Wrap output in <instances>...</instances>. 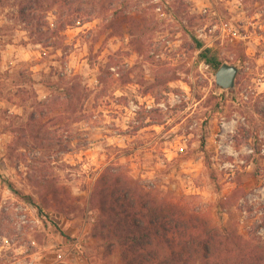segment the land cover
<instances>
[{
	"label": "rangeland",
	"instance_id": "374dc122",
	"mask_svg": "<svg viewBox=\"0 0 264 264\" xmlns=\"http://www.w3.org/2000/svg\"><path fill=\"white\" fill-rule=\"evenodd\" d=\"M108 168L264 256V0H0V264H121Z\"/></svg>",
	"mask_w": 264,
	"mask_h": 264
},
{
	"label": "trees",
	"instance_id": "16d2710c",
	"mask_svg": "<svg viewBox=\"0 0 264 264\" xmlns=\"http://www.w3.org/2000/svg\"><path fill=\"white\" fill-rule=\"evenodd\" d=\"M27 15L23 12L29 23ZM67 28L48 27L51 33ZM206 63L218 70L222 66L210 59ZM92 206L98 211L93 237L103 241L106 256L118 250L121 264H233L228 262L232 253L236 264H264L263 255L234 249L235 236L221 232L199 210L147 190L113 168L98 179Z\"/></svg>",
	"mask_w": 264,
	"mask_h": 264
},
{
	"label": "water",
	"instance_id": "95a60500",
	"mask_svg": "<svg viewBox=\"0 0 264 264\" xmlns=\"http://www.w3.org/2000/svg\"><path fill=\"white\" fill-rule=\"evenodd\" d=\"M238 74L239 68L236 65L223 64L215 75L217 87L224 90H234Z\"/></svg>",
	"mask_w": 264,
	"mask_h": 264
}]
</instances>
